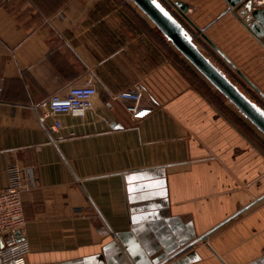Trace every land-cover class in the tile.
<instances>
[{
	"label": "crops",
	"instance_id": "1",
	"mask_svg": "<svg viewBox=\"0 0 264 264\" xmlns=\"http://www.w3.org/2000/svg\"><path fill=\"white\" fill-rule=\"evenodd\" d=\"M172 2L192 42L263 104L202 36L263 94L264 36L224 0ZM88 79L93 109L51 132L40 104ZM135 87L142 120L113 99ZM0 89V189L12 162L36 176L21 194L26 264H264V136L130 0H4Z\"/></svg>",
	"mask_w": 264,
	"mask_h": 264
},
{
	"label": "built area",
	"instance_id": "2",
	"mask_svg": "<svg viewBox=\"0 0 264 264\" xmlns=\"http://www.w3.org/2000/svg\"><path fill=\"white\" fill-rule=\"evenodd\" d=\"M246 1L250 3L251 11L264 10V0ZM3 4L4 0H0V6ZM96 94L90 79L82 85L68 88L63 96L55 94L40 104L39 107L44 113L39 121L53 119V125L49 129L55 132L61 127L56 119L58 116L83 117L93 109ZM113 99L126 102L125 110L133 120H142L151 114L150 108L140 106L143 94L138 87L118 92ZM103 122L110 124L105 119ZM6 174L7 186L0 189V264H26L29 248L27 242L21 238L25 225L21 194L36 188L35 171L33 166L12 162L8 165ZM16 232H19V236Z\"/></svg>",
	"mask_w": 264,
	"mask_h": 264
},
{
	"label": "water",
	"instance_id": "3",
	"mask_svg": "<svg viewBox=\"0 0 264 264\" xmlns=\"http://www.w3.org/2000/svg\"><path fill=\"white\" fill-rule=\"evenodd\" d=\"M172 44V46L221 94L245 119L264 136V94L260 92L235 66L204 36V40L242 78L262 100L259 105L243 94L226 75L214 66L185 34L184 27L174 17L173 11L188 22L186 6L181 2L166 0L165 8L157 0H130ZM228 9L257 36H264V10L251 11L248 1L224 0ZM169 9V10H168ZM173 11H172V10ZM199 32V31H198ZM200 33V32H199ZM264 45V40H263ZM19 236V232L15 233Z\"/></svg>",
	"mask_w": 264,
	"mask_h": 264
},
{
	"label": "rangeland",
	"instance_id": "4",
	"mask_svg": "<svg viewBox=\"0 0 264 264\" xmlns=\"http://www.w3.org/2000/svg\"><path fill=\"white\" fill-rule=\"evenodd\" d=\"M195 43H197L196 45L198 46V49L201 51V53H205L206 54V56L207 55H211V56H213V58L211 57V56H209V58L208 59H210V61L218 68V69H220L224 74H226V73H228L227 72V67H225L224 65L222 66L221 65V63L220 62H218L217 60H215V56H216V58H217V55L211 50V49H209V47H207V45L205 44V42L203 41V39L202 38H198L197 39V42H195ZM206 47V48H205ZM204 54V55H205ZM227 75V74H226ZM228 76V75H227ZM229 77V76H228ZM234 81H236L234 78H232ZM232 80V81H233ZM198 88V87H197ZM202 91V90H201ZM203 92V91H202ZM215 96V95H214ZM221 96V95H220ZM216 97V96H215ZM216 99H217V97H216ZM218 100V99H217Z\"/></svg>",
	"mask_w": 264,
	"mask_h": 264
},
{
	"label": "trees",
	"instance_id": "5",
	"mask_svg": "<svg viewBox=\"0 0 264 264\" xmlns=\"http://www.w3.org/2000/svg\"><path fill=\"white\" fill-rule=\"evenodd\" d=\"M188 77L189 79H192L194 83H196V87H198L200 90L203 91V93L208 97V99L214 104L216 108L225 112L223 105L219 102V100L216 99V97L210 92V90L207 88V86L204 83L198 81V79L194 77V75L191 74L190 72L188 74Z\"/></svg>",
	"mask_w": 264,
	"mask_h": 264
}]
</instances>
